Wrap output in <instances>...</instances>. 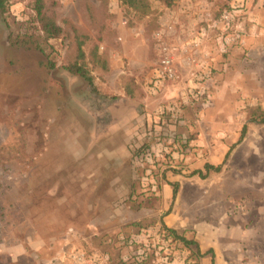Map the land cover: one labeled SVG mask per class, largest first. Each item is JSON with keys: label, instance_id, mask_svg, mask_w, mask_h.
<instances>
[{"label": "rangeland", "instance_id": "obj_1", "mask_svg": "<svg viewBox=\"0 0 264 264\" xmlns=\"http://www.w3.org/2000/svg\"><path fill=\"white\" fill-rule=\"evenodd\" d=\"M34 1L0 12V264H264L263 0H43L47 41Z\"/></svg>", "mask_w": 264, "mask_h": 264}, {"label": "trees", "instance_id": "obj_2", "mask_svg": "<svg viewBox=\"0 0 264 264\" xmlns=\"http://www.w3.org/2000/svg\"><path fill=\"white\" fill-rule=\"evenodd\" d=\"M119 2H121L122 4L127 5L128 7H131L135 10L140 11L141 13H146L149 9V5L147 3V0H118ZM163 2L165 3V5L167 7H170L172 4V0H163ZM8 6H9V0H0V12L2 14H7L8 13ZM33 9L35 11V16L38 20V22L40 23V27H41V31L44 35L45 40L47 41L48 39H55L58 38L61 34V30L59 28V26L54 22L53 19L46 17L43 14V0H35L34 1V5H33ZM262 9H263V13H264V0L262 2ZM8 40H10V42H12V38L10 35H8ZM21 39H19V37L16 38L15 41H13V44H18L20 42ZM68 71L74 75H77L79 77H81L82 79H84L89 86H92V79L90 77V75L88 74L87 70L85 69V67L83 65H79V64H73L69 67H67ZM259 119L256 118H251L250 121L251 122H258V123H264V111L258 116ZM243 130H245V126L243 127ZM242 130V131H243ZM203 169L205 171V174L202 173V171H194L192 172V175L197 174L199 177L204 178L209 172H220L221 170V165L218 166H214V165H210V164H205L203 166ZM172 186V200L175 198L176 196V192H177V188H178V184L177 182L175 183H170ZM163 229L168 232L172 238L174 239H178L181 243H183L184 246H189L190 244H194L193 241H188L184 238H182L181 236L177 235L176 232L168 227L163 226ZM210 264H213V261H211Z\"/></svg>", "mask_w": 264, "mask_h": 264}, {"label": "built area", "instance_id": "obj_3", "mask_svg": "<svg viewBox=\"0 0 264 264\" xmlns=\"http://www.w3.org/2000/svg\"><path fill=\"white\" fill-rule=\"evenodd\" d=\"M170 30V28H168ZM155 38L160 43L157 47V59L153 63L152 79L150 87L152 90L159 89L164 82H171L178 79V70L175 63L173 48L165 42H161V35L157 33ZM198 48V43L194 41L190 46L191 48ZM186 52V50L184 49Z\"/></svg>", "mask_w": 264, "mask_h": 264}, {"label": "crops", "instance_id": "obj_4", "mask_svg": "<svg viewBox=\"0 0 264 264\" xmlns=\"http://www.w3.org/2000/svg\"><path fill=\"white\" fill-rule=\"evenodd\" d=\"M175 179V178H174ZM175 182H177V180L176 181H168L167 180V182H166V184H165V188H164V190L166 191V192H168V193H170L171 192V188H172V186H171V184L170 183H175ZM171 186V187H170ZM206 258H203L202 257V259H200V264H203V262L204 261H206L205 260ZM211 260L213 261V264H221L220 263V261L219 260H215V257H213V258H211Z\"/></svg>", "mask_w": 264, "mask_h": 264}]
</instances>
